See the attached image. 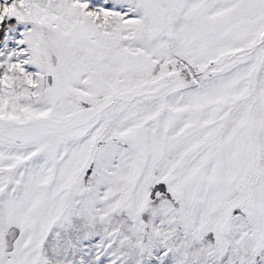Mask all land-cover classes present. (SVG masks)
<instances>
[{"label":"snow or ice","instance_id":"snow-or-ice-1","mask_svg":"<svg viewBox=\"0 0 264 264\" xmlns=\"http://www.w3.org/2000/svg\"><path fill=\"white\" fill-rule=\"evenodd\" d=\"M0 264H264V0H0Z\"/></svg>","mask_w":264,"mask_h":264}]
</instances>
